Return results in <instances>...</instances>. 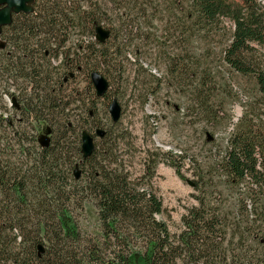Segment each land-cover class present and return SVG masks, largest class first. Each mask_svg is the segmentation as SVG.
<instances>
[{"label": "trees", "instance_id": "trees-1", "mask_svg": "<svg viewBox=\"0 0 264 264\" xmlns=\"http://www.w3.org/2000/svg\"><path fill=\"white\" fill-rule=\"evenodd\" d=\"M92 1L34 0L32 13L14 15L0 33V76L14 86L7 92L21 116L0 117V264H264V0H106V18L114 14L122 22L114 30L100 25L103 8ZM164 22L153 32L154 24ZM97 27L109 32L103 43ZM87 29L96 42L70 37ZM138 30L145 41L163 33L167 76L184 94L192 88L182 120L197 119L211 148L194 183L196 204L182 216L177 235L159 218L164 206L152 185L158 165L173 154L149 151L135 176L122 151L125 134L103 129L99 138L98 128L93 135L80 123L93 120V104L111 92L107 76L93 67L121 74L123 56L134 47L144 70L140 61L148 52L139 53L134 44ZM216 37L225 44L221 64L254 86L223 149L209 133L226 126L216 109L223 108L214 93L219 76L209 61ZM95 72L109 83L101 98L91 86ZM80 76L93 103L78 117L71 112L83 97L74 86ZM154 80L146 92L160 86ZM42 124L49 128L47 145L39 139ZM30 125L38 149L28 141ZM85 132L95 143L88 158L82 152ZM12 151L21 157L13 159ZM165 162L180 174V165Z\"/></svg>", "mask_w": 264, "mask_h": 264}, {"label": "rangeland", "instance_id": "rangeland-1", "mask_svg": "<svg viewBox=\"0 0 264 264\" xmlns=\"http://www.w3.org/2000/svg\"><path fill=\"white\" fill-rule=\"evenodd\" d=\"M231 1L240 2L241 0ZM92 2H97L98 8H103V11L98 14L99 23L103 28L114 30L122 26L121 21L117 22V19H119L117 15H109L106 18V0ZM119 3L121 2L119 1ZM159 3L165 4L163 0H160ZM157 16L165 18L164 14ZM165 25V22L154 24L153 32L156 31L157 27ZM90 32L88 29L84 30L82 36L77 31L71 34L70 37L79 40L85 39L87 43H94L96 42L95 32L93 34ZM115 33L114 38L117 37V32ZM157 33L160 40H155L152 37L145 41L139 36L142 34L140 30H138L137 36L134 38L136 41L134 42L135 46L141 49L139 53L148 52L147 57H143L140 61L143 63L144 70L139 68L136 63V48L134 49V47L133 50H127L123 56L126 59L122 63L123 73L121 74L114 69L107 70L106 67L103 69L93 67L99 68L100 72L107 76L111 82V92L107 96L108 98L93 104L96 115L94 119L84 120L85 118H81L80 123L85 124V128L93 135L97 128L109 130L112 133L121 132L125 134L126 142L122 145V151L125 152V160L131 166L135 176H139L142 173L144 169L142 166L143 160L147 159L149 151L160 149L164 154H173V156H166L163 162L158 165L152 185L164 206V213L159 218L166 223L172 235H177L182 230V216L188 208L196 204L194 195H197V192L195 191L194 183L198 180V176L202 174L200 166H203L204 161L211 157V148L204 145L206 137L201 135V128L197 124V119L182 120L183 113L187 111L190 105V97H193L192 88L188 85L184 94L183 88L176 84L170 76H167L166 59L168 57L160 48V46L164 45L165 37L161 31L158 30ZM113 39L107 42V50L111 47ZM223 42L224 39L222 37L215 38V44L209 60L210 65L214 68L212 71L219 76L217 84L214 86L215 97H218L223 104V108L217 107L216 109L219 110L220 117L225 118L224 121H226L225 127L217 131L209 130V133L214 136L215 141L222 149L228 135L233 130V126L243 116L248 100L251 97V92L254 90L253 83L250 80L232 74L219 61L220 50L225 45ZM98 49L100 48L98 47ZM109 51L112 52L111 50ZM160 52H162V58L158 59ZM175 52L174 47H171V57ZM190 57L192 58V55ZM56 63L57 61L52 62L55 66ZM151 74L154 77L151 78ZM55 75L56 73L54 72L53 76L55 77ZM5 78L6 76L3 79L0 76V117L18 121L21 116L14 112L12 97L7 92L8 89L14 91L15 88L14 86L10 87L12 83ZM85 78V76H80L74 85L83 96L80 97L81 103L78 104V110L71 112L72 115H78V117L79 115L83 116L86 106L93 103V95L86 91L87 87L90 86ZM152 79L160 80V86L155 83L152 85L153 89L146 92L145 89L149 88ZM133 85L135 90L133 89L132 91ZM91 86L94 88L92 83ZM156 87L157 89H155ZM114 98L118 99L122 107V116L118 123V128L114 127L109 113V106ZM180 107L181 113L177 114V109ZM191 122L195 125L190 126ZM31 127L30 125V129ZM39 130L40 140L48 138L49 128L46 124H42ZM0 131L3 135L4 131ZM5 131L6 133L9 132L8 130ZM28 132V141H36L33 149H38L37 131L31 129ZM100 142L101 139L96 138V143ZM130 143L132 144L130 145ZM10 154L13 155L14 152L12 151ZM13 156V159H19L21 154L16 152ZM166 160L180 165V174L168 162H165Z\"/></svg>", "mask_w": 264, "mask_h": 264}, {"label": "water", "instance_id": "water-1", "mask_svg": "<svg viewBox=\"0 0 264 264\" xmlns=\"http://www.w3.org/2000/svg\"><path fill=\"white\" fill-rule=\"evenodd\" d=\"M33 2L34 0H0V33L3 28L10 26L12 24V18L14 15L19 14H30L33 10ZM96 39L103 43L109 37V32L103 30L101 27H97L96 29ZM92 84L95 88L96 94L98 97H104L109 90L108 81L99 73H93L91 76ZM109 113L112 117L113 123H118L122 116V107L118 103L117 100H113L109 106ZM96 135L99 138H103L105 136V132L103 130L98 129L96 131ZM48 138L42 139L41 144L47 145ZM95 151V143L94 138L88 133H83L82 136V152L84 158H88L92 156ZM76 175L79 176V173L76 172ZM42 250V248H40Z\"/></svg>", "mask_w": 264, "mask_h": 264}, {"label": "clouds", "instance_id": "clouds-1", "mask_svg": "<svg viewBox=\"0 0 264 264\" xmlns=\"http://www.w3.org/2000/svg\"><path fill=\"white\" fill-rule=\"evenodd\" d=\"M19 2V0H17V3Z\"/></svg>", "mask_w": 264, "mask_h": 264}, {"label": "flooded vegetation", "instance_id": "flooded-vegetation-1", "mask_svg": "<svg viewBox=\"0 0 264 264\" xmlns=\"http://www.w3.org/2000/svg\"><path fill=\"white\" fill-rule=\"evenodd\" d=\"M4 29V28H3Z\"/></svg>", "mask_w": 264, "mask_h": 264}]
</instances>
